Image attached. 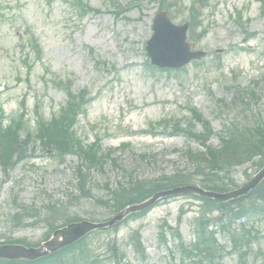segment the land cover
Returning <instances> with one entry per match:
<instances>
[{
  "label": "rangeland",
  "instance_id": "1",
  "mask_svg": "<svg viewBox=\"0 0 264 264\" xmlns=\"http://www.w3.org/2000/svg\"><path fill=\"white\" fill-rule=\"evenodd\" d=\"M85 1L100 9V13L80 18L71 0H54L53 5L46 0H0V103L7 116H12L20 110V102L26 97L28 117L34 123L36 101L42 106L43 115L51 118L67 99L66 93L52 82L56 76L73 75L75 90L84 87L92 90L96 98L81 116L78 132L88 141H93L96 134L101 135L103 149H114L115 153L111 151V154L119 162L108 161L104 172L92 171V198L81 196L63 204H67L71 215L87 218L95 213L99 219H105L110 211L95 203V198L109 197L107 183L116 186L123 179V171L134 172L142 178L173 174L177 168L189 169L184 157L187 148L203 149L202 144L185 134L167 133L171 129L145 133L150 123L172 117L183 119L188 115L187 103L195 104L212 121L216 132L235 117L237 121L244 119L245 114L257 112L264 119V15L260 0H211L202 10L208 32L202 41L192 44L195 50H205L207 56L201 64L192 61L186 70L167 74L145 67L146 42L153 35L158 0H117L120 10L129 7L122 11L106 0ZM192 1L184 0L181 5L187 10L179 8L173 13L171 19L176 24L186 22ZM238 16L243 22L248 21L245 28L237 23ZM27 29L39 39L41 56L38 59L34 49L26 44ZM250 32L255 35L250 36ZM90 48L94 49L93 54ZM182 51L183 48H178L176 54ZM215 52L221 55L216 57ZM101 60L119 68V73L106 71L97 63ZM237 84L257 90L260 99L251 101V111L237 106L236 111L229 110L218 101L230 100ZM219 143L220 139L214 135L211 144L219 146ZM145 156H154L155 160L147 162ZM77 163L76 156L58 162L49 154L38 152L36 159L14 169L0 168V227H4L8 214L14 211L16 198L18 202H35L39 206L43 204V195L51 194L55 201L61 202L71 197L69 194H77L74 186ZM248 166L234 169L232 175L238 185L247 180V174L255 173V167ZM201 202L188 194L167 197L156 201L158 204L142 218L124 223L118 238L129 260L134 264H181L173 238L166 244L159 240L158 225L167 219L176 226L183 208L181 231L190 242L194 236L189 223L199 214ZM229 223L227 230L232 228L237 232L244 226L248 231L254 227L250 233L256 238L250 242L252 250L247 255V264H264V213L231 218ZM46 229L44 224L18 227L13 235L38 242ZM134 229L141 230L147 249L148 258L144 261L127 245ZM218 236L230 249L228 232L222 231ZM244 248L248 253L249 247ZM227 257L228 264L239 261L236 255Z\"/></svg>",
  "mask_w": 264,
  "mask_h": 264
},
{
  "label": "trees",
  "instance_id": "2",
  "mask_svg": "<svg viewBox=\"0 0 264 264\" xmlns=\"http://www.w3.org/2000/svg\"><path fill=\"white\" fill-rule=\"evenodd\" d=\"M162 7L170 8L175 6L172 0H160ZM182 1V0H181ZM201 7L206 5L207 0H201ZM80 4L83 14L91 11L88 2L75 0ZM199 14L198 7H192ZM193 11V13H194ZM192 14V13H191ZM193 15L191 20L194 28L201 24L198 16ZM206 30L198 33V38L203 37ZM34 41L36 42L35 38ZM55 85L68 93V100L58 113L51 119L42 116L40 109L36 108L35 128L30 127V123L26 118V107L23 110L9 117H5L4 108L0 106V165L4 167H14L18 162L28 158L36 151L37 143L40 144L42 150L54 151L58 156H65L69 153L78 154L83 164L78 167L79 182L78 188L86 196H90L88 190L90 185V168L102 169L110 159V154L104 153L99 146V139L93 144H88L83 138H80L76 132V124L78 123L81 113L87 109L88 103L91 101V92L87 89L73 91V82L70 78L63 80L57 79ZM235 107V99L230 104ZM229 103L227 107L230 106ZM194 120L203 123L204 131H196L195 124L188 121L187 127L182 128L181 123L177 121L175 128L177 131H185L191 137L200 140L207 145V141L211 137L212 126L209 121L205 120L198 110L190 108ZM227 134H221V146L219 148L207 145L206 151L187 150L186 156L192 163L194 174L186 170H178L174 175L163 174L161 177L152 179L138 178L133 172H129L125 178H129L127 183H119L118 186L111 188V200L106 204L109 205L111 213H117L119 210L130 206L132 203H139L142 200L152 196L155 191H161L171 188L177 184H186L194 180V175H201L200 181L206 188H212L218 191H228L236 185L233 178H230L231 169L245 163H252L257 168L264 166V122L260 119L252 117V120L245 125H237L231 123L226 130ZM86 168V170H84ZM223 173V174H222ZM126 179V180H127ZM203 203L200 206V215L192 222L195 227L196 240L188 244L181 242L183 254L188 255L192 260L191 264H226L225 254L226 246L221 245L215 235L216 232L211 228L214 222L220 221L222 227L226 228L225 218L214 216L215 211L220 214L226 213V219L233 216L242 217L250 213V211L260 209L264 210V183L261 184L254 192L249 193L243 198L235 199L227 203H217L212 199L200 198ZM249 199V204L244 200ZM15 212L9 215V223L3 230L12 227H28V225L43 223L48 227L46 238L51 235L54 228L62 226V224L80 219L67 212V207L60 204L50 202L44 206L36 204L17 203ZM255 212V211H254ZM142 213L132 216H141ZM119 225L108 230H98L94 233L97 236L88 235L86 238L79 240L72 246L65 247L60 251L52 253L46 257H42L36 261L26 260H4L0 259V264H103L100 253H97L95 247L96 239L105 233L108 235L112 230L119 231ZM178 228L175 230L179 235ZM168 229L162 226L160 235L164 238ZM245 231V230H244ZM245 234L233 235L234 245L243 243V239L247 236L250 240L251 234L245 231ZM6 241L25 242L21 238H14L12 234L3 235ZM129 244L133 246L135 252L144 259L146 257V249L142 243L140 230H134L129 236ZM109 261L116 264H132L127 260L126 253L120 247V241L116 237H109L104 242ZM111 252V253H110ZM239 264H244L246 258L240 254ZM111 258V260H110ZM185 261V259H183Z\"/></svg>",
  "mask_w": 264,
  "mask_h": 264
},
{
  "label": "water",
  "instance_id": "3",
  "mask_svg": "<svg viewBox=\"0 0 264 264\" xmlns=\"http://www.w3.org/2000/svg\"><path fill=\"white\" fill-rule=\"evenodd\" d=\"M155 30L156 35L152 40L148 42L149 44V52L153 56L154 61L157 64H160L162 66L166 65H174V66H181L182 63H185L188 61L193 55L202 56L205 54L204 52H198V53H189V44L186 42L187 37V28L188 25L184 26H175L171 23V21L167 18V13L165 11L159 13L156 16L155 19ZM161 35V33H163ZM172 31V32H170ZM167 35H171L172 37H175L176 41L179 43V48H183V51H188L183 58L180 60L176 57V55L173 53V49L166 43V39L164 37H167ZM161 36V37H160ZM170 36V37H171ZM168 39V38H167ZM170 41V40H169ZM264 179V168L258 172L255 177L243 185V187H240L239 189L232 190V192L228 193H221L218 194L213 191H205L201 189L200 187L196 186H190L186 185L184 187H175V189L164 191V193H158L154 197H152L151 200L148 202L141 204L140 206H131L130 208L122 211L115 217L112 221H108V223H91L89 221L80 222V223H74L70 224L68 226H65L61 229L55 230L53 237L51 240L44 243L41 248H29L26 249L22 245H6L1 246L0 245V256L1 257H9V258H28V259H36L38 257H41V255H46L47 253H51L52 251L58 250L59 248L63 247V245L72 243L74 240L82 237L87 232L96 229L97 227H103L108 226L114 223L119 222V220H122L125 215L130 213V211H136L141 210L143 207L148 206L152 204L158 197L164 196V195H175L180 193H200L203 196L206 197H214L218 201H227L232 198H236L240 195H244L245 193L249 192L252 189H255V187Z\"/></svg>",
  "mask_w": 264,
  "mask_h": 264
},
{
  "label": "bare ground",
  "instance_id": "4",
  "mask_svg": "<svg viewBox=\"0 0 264 264\" xmlns=\"http://www.w3.org/2000/svg\"><path fill=\"white\" fill-rule=\"evenodd\" d=\"M254 238H256V236H255V235L252 237V239H254Z\"/></svg>",
  "mask_w": 264,
  "mask_h": 264
}]
</instances>
